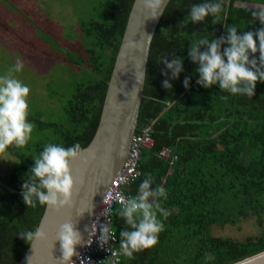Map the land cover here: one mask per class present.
Listing matches in <instances>:
<instances>
[{
  "label": "trees",
  "instance_id": "obj_1",
  "mask_svg": "<svg viewBox=\"0 0 264 264\" xmlns=\"http://www.w3.org/2000/svg\"><path fill=\"white\" fill-rule=\"evenodd\" d=\"M203 2L168 0L150 42L136 119L137 124L153 120L152 144L142 150L140 173L126 191L137 194L145 174L150 173L152 187L166 189L167 199L161 198V204L171 215L165 220L158 213L165 230L156 245L135 252L132 259L122 255L119 264H205V252L215 254V260L207 264H229L264 250V231L243 240L211 232L212 226L232 225L250 215L259 223L264 213V82L257 81L251 98L221 91L218 84L204 88L194 83L198 65L187 56L190 44L226 35L231 26H237L238 34L262 27L251 16L249 3L264 5V0H224L218 17L209 15L203 22L192 23V5ZM131 3L106 0L99 20L79 25L93 41L82 50L84 56L68 53L66 57L84 67L90 77L74 86L63 105L65 122L45 123L38 114L28 116L37 128H49L51 135L6 149L17 164L0 177V264L19 260L28 245L19 233L34 231L44 207L39 202L27 207L20 194L22 183L31 175L33 159L48 144L69 147L79 142L83 147L92 137ZM170 53L183 58L184 71L166 90L162 81L167 77L161 75L164 65L158 58ZM189 75L190 85L185 89L182 81ZM162 147L176 158L158 156ZM118 208H113L112 222L119 244V232L129 226L117 215Z\"/></svg>",
  "mask_w": 264,
  "mask_h": 264
},
{
  "label": "clouds",
  "instance_id": "obj_2",
  "mask_svg": "<svg viewBox=\"0 0 264 264\" xmlns=\"http://www.w3.org/2000/svg\"><path fill=\"white\" fill-rule=\"evenodd\" d=\"M143 4L150 13L147 18L155 19L164 14L167 0H143ZM223 7L224 0H205L203 3L193 4L189 13L191 22H203L209 15L218 17ZM249 11L254 20L260 21L262 27L238 34L237 26H231L226 30V35L211 41L203 37L190 44L187 56L191 62L198 65L195 69L199 74L197 84L204 88L218 84L221 91L251 98L255 94L257 81L264 82V6H255ZM151 37L152 35L147 36L148 39ZM222 45L227 46L222 49ZM146 62L147 59L142 62L141 68ZM158 63L164 65L161 75L167 77L162 81V87L170 90V81L178 79L184 71L183 58L170 53L159 57ZM23 67V60L17 58L13 68L0 75V153H4L9 146H25L31 140L35 127L34 123L28 120L27 98L30 88L14 75ZM145 75L146 68L137 74V79ZM190 80L189 75L182 81L185 89L189 88ZM221 98L228 99L227 96ZM84 152L85 149L79 142L69 147L46 145L33 159L34 163L28 170L31 175L22 183L20 194L24 204L34 208L39 202L57 210L71 206L75 187L71 162L78 158L85 160ZM135 179L136 176H133L132 180ZM122 182H127L126 178H122ZM153 183L154 177L150 173L145 174L137 195L119 199L117 215L123 218L129 228H123L119 232V252H111L112 256L117 257L112 264H119L120 254L132 259L135 252L153 247L158 243L159 233L165 230V224L158 218V213L165 220L171 215L161 204V198L167 199L166 189L159 185L152 187ZM106 203L111 208V201ZM87 211L91 212V209ZM46 235L42 228L19 233L20 238L28 243L45 239ZM56 240L60 242L62 253L60 264H74V255L80 259L76 246H82L83 237L72 220L59 225ZM110 240H116V233L112 229L111 218H108L99 225L97 241L104 247ZM110 248L107 249L109 252ZM203 259L207 264L215 260V254L205 252Z\"/></svg>",
  "mask_w": 264,
  "mask_h": 264
},
{
  "label": "rangeland",
  "instance_id": "obj_3",
  "mask_svg": "<svg viewBox=\"0 0 264 264\" xmlns=\"http://www.w3.org/2000/svg\"><path fill=\"white\" fill-rule=\"evenodd\" d=\"M106 0H0V75L13 68L17 58L24 67L14 73L30 88L29 116L39 115L45 123L63 124V105L74 86L89 79L84 67L67 60L66 54L84 56L82 50L93 41L79 25L100 19V7ZM33 123V122H32ZM35 127L27 144L51 135L49 128ZM17 164L7 150L0 153L4 173ZM264 231V213L258 223L248 216L232 225L212 226L213 235L236 240L254 237Z\"/></svg>",
  "mask_w": 264,
  "mask_h": 264
},
{
  "label": "water",
  "instance_id": "obj_4",
  "mask_svg": "<svg viewBox=\"0 0 264 264\" xmlns=\"http://www.w3.org/2000/svg\"><path fill=\"white\" fill-rule=\"evenodd\" d=\"M149 14L143 0H132L106 82L96 128L82 147L86 159L78 158L71 162L75 181L72 205L59 210L44 205L35 229L42 228L46 238L29 242L14 264H60L62 253L56 232L59 225L67 220L75 223L85 239L103 190L123 162L129 139L137 125L144 82V76L137 79V74L146 67L143 64L141 68L152 39L147 36H153L160 18H147ZM89 209L91 212L87 211ZM229 264H264V250Z\"/></svg>",
  "mask_w": 264,
  "mask_h": 264
},
{
  "label": "built area",
  "instance_id": "obj_5",
  "mask_svg": "<svg viewBox=\"0 0 264 264\" xmlns=\"http://www.w3.org/2000/svg\"><path fill=\"white\" fill-rule=\"evenodd\" d=\"M198 75L199 74L197 73L194 80L195 84H197L196 80ZM165 104L168 105L169 102H165ZM152 122L153 120H148L136 125L134 132L129 139L128 148L123 162L108 185L104 188L101 200L91 219L82 246L80 245L77 250L80 253V259L75 255L72 258L74 264H112V262L117 259V257L111 255V252H119L117 237L115 241L110 240L107 245L101 247L97 241L99 225L100 223L105 222L108 218H111L112 221L113 208L116 206L120 207L118 203L119 199L137 195L127 192L126 187L131 181H133L132 177L136 176L137 178L140 173L139 162L142 150L150 147L152 144ZM157 155L162 158H168L170 161L176 158V155L167 147L160 148ZM122 178H126L127 182H122ZM106 201H111V208H109V204L106 203ZM112 229L114 231L113 222ZM108 247H111L110 252L107 250ZM121 257L122 254L118 256L119 262Z\"/></svg>",
  "mask_w": 264,
  "mask_h": 264
},
{
  "label": "crops",
  "instance_id": "obj_6",
  "mask_svg": "<svg viewBox=\"0 0 264 264\" xmlns=\"http://www.w3.org/2000/svg\"><path fill=\"white\" fill-rule=\"evenodd\" d=\"M255 6H264V5H260V4L257 5V4H250L249 3V7H255Z\"/></svg>",
  "mask_w": 264,
  "mask_h": 264
},
{
  "label": "flooded vegetation",
  "instance_id": "obj_7",
  "mask_svg": "<svg viewBox=\"0 0 264 264\" xmlns=\"http://www.w3.org/2000/svg\"><path fill=\"white\" fill-rule=\"evenodd\" d=\"M3 169H1V166H0V177H2L3 176V171H2Z\"/></svg>",
  "mask_w": 264,
  "mask_h": 264
}]
</instances>
